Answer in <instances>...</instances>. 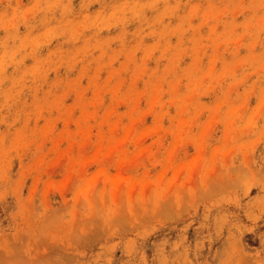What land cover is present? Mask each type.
<instances>
[{
	"label": "rangeland",
	"instance_id": "1",
	"mask_svg": "<svg viewBox=\"0 0 264 264\" xmlns=\"http://www.w3.org/2000/svg\"><path fill=\"white\" fill-rule=\"evenodd\" d=\"M0 264H264V0H0Z\"/></svg>",
	"mask_w": 264,
	"mask_h": 264
},
{
	"label": "bare ground",
	"instance_id": "2",
	"mask_svg": "<svg viewBox=\"0 0 264 264\" xmlns=\"http://www.w3.org/2000/svg\"><path fill=\"white\" fill-rule=\"evenodd\" d=\"M194 82H195V80H193ZM198 82V81H197ZM196 83V82H195ZM194 85V84H193ZM197 85V84H196ZM196 85H194V86H196Z\"/></svg>",
	"mask_w": 264,
	"mask_h": 264
}]
</instances>
